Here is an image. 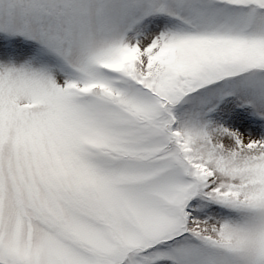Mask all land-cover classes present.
Returning a JSON list of instances; mask_svg holds the SVG:
<instances>
[{
	"label": "snow or ice",
	"instance_id": "obj_1",
	"mask_svg": "<svg viewBox=\"0 0 264 264\" xmlns=\"http://www.w3.org/2000/svg\"><path fill=\"white\" fill-rule=\"evenodd\" d=\"M0 264H264V0H0Z\"/></svg>",
	"mask_w": 264,
	"mask_h": 264
}]
</instances>
